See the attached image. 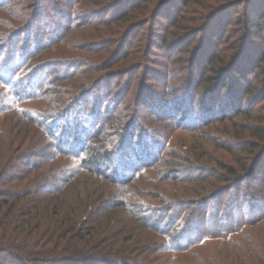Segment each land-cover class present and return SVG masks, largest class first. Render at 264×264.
I'll return each instance as SVG.
<instances>
[{
	"label": "rangeland",
	"instance_id": "obj_1",
	"mask_svg": "<svg viewBox=\"0 0 264 264\" xmlns=\"http://www.w3.org/2000/svg\"><path fill=\"white\" fill-rule=\"evenodd\" d=\"M185 1L149 0L139 3V0H0V5H5L0 6V38H3L0 40L7 39L6 36L10 34L4 54L6 57L10 56L13 49L28 53L41 48V53L34 59L37 63L51 59L66 64L76 61L75 68L61 67L60 71L65 75L59 79L62 84H69L73 94H77V91L81 93L89 82H98L101 87L95 91L101 102L92 94L87 102H80L78 108L69 112L61 124H69L70 129H75L79 124L78 136L83 140L89 134L81 129L89 128L92 121L109 120L104 116L105 108L117 106L113 109V118L101 135V144L105 146L117 139V123L129 125L134 119L137 125L140 124L134 131L135 134L128 138L129 145L112 153L114 157L111 166L117 169L118 175L104 179L92 172L87 177L78 176L80 174L75 171L80 166L75 158L61 154L51 139L35 124L25 120L24 116L9 113L5 117L7 122L0 124V136L3 135V128L9 132H17L18 139L13 137L12 140L15 143L17 140L25 141L26 154L34 155L23 162H14L12 169L6 171L8 174L0 179V188L14 187L13 183L18 180L16 177L22 171L31 169L49 174L61 169L57 177L58 180L64 178V185L70 181L84 185L91 179L95 182L92 187L112 202L105 211L108 214H103L97 222L101 224V231L105 230L101 237L109 236V240L114 243L113 234L121 232L117 242L119 240L120 243L125 238L123 242L134 246L132 256L136 257L139 264H216L218 259L215 257V249L222 247L219 243L224 238L206 239L189 250L171 252L166 248L165 238L143 226L134 215L144 204L171 209L178 200L191 202L199 198L200 194H207L212 190L213 184H225L221 180L217 181V177L209 171L192 179H185L182 173L177 176L172 169L180 168L182 163L195 164L183 159L187 154H204L202 160L205 167L212 169L217 168L216 163L210 160L214 156L237 165L238 157L243 160L253 154L247 150L248 147L257 150L259 145L257 154L264 149V73L259 72V66L264 67V60L258 62V67H253L252 61L254 56L259 60L261 54H264V35L262 38L252 33L249 37L251 44L260 50L245 53L238 64L241 67L248 66L254 72L246 74L245 78L230 74L228 85L220 89L215 81L201 79V75L211 74L210 66L223 70V61H227L230 55L233 58L234 43H242L240 38L247 36L246 24L242 21L243 7L237 6V0H189L184 3ZM256 8L264 13V0H259ZM228 18L233 22L229 24ZM238 20L242 22H237ZM23 27L24 30L20 32ZM210 54L214 56V63L207 60ZM18 57L16 54L12 65H18ZM77 62H82L83 65L78 66ZM0 88V103L5 109L10 108V95L5 87ZM60 88L59 84L57 89ZM181 97L186 103H192L193 108L185 119L183 116L186 115H174L169 106L174 99L177 102ZM236 101L241 104L242 114H235L230 120H217L220 115L216 112L220 111L221 104L228 106L227 103ZM47 103V99H39L27 106L44 110L50 106ZM186 103L182 109L186 108ZM206 106L215 108L211 116L203 119L209 120V123L194 130L177 127L179 120L186 126L189 125L190 118L196 121ZM226 113L234 114L231 107ZM229 137L234 139L229 140ZM153 139L159 143L155 145ZM227 140L234 143L231 151L221 147ZM141 141H144L147 150L156 154L162 148L157 155L147 154L156 165L124 181L120 180V174L131 173L132 166L140 164L136 151L139 146L144 148ZM162 143L167 145L162 147ZM107 164L105 162L103 165ZM125 165L128 167L125 168ZM91 168L97 172L94 166ZM229 191L222 198L223 204L231 202L236 191L240 198L264 196V158L260 161L256 177L245 179L241 186L237 189L232 187ZM215 203L219 204L218 200L212 201V204ZM188 208L187 206L183 210L184 216L189 213ZM109 218L111 221L107 222ZM231 223L232 220L229 219L201 220L192 225L189 234L182 240L214 231L218 225L226 230L231 228ZM87 231L91 237L96 233L92 231V227ZM95 240L89 241L90 246ZM85 242L83 240L80 244L84 247ZM229 260L231 264H236L235 258ZM225 261V264H230L227 259ZM0 264L16 263L0 255Z\"/></svg>",
	"mask_w": 264,
	"mask_h": 264
},
{
	"label": "trees",
	"instance_id": "obj_2",
	"mask_svg": "<svg viewBox=\"0 0 264 264\" xmlns=\"http://www.w3.org/2000/svg\"><path fill=\"white\" fill-rule=\"evenodd\" d=\"M146 1L149 0H139V3ZM188 1L186 0L184 3ZM258 1L237 0V6L243 7L244 18L242 21L246 24L245 30L248 34L240 38L243 41L242 43H234L233 58L231 59L230 55L227 61H223L225 65L223 70L219 71L217 67L210 66L212 73L202 74L201 79L215 81L222 89L228 85L230 74L245 78L246 74L254 72V69L245 65L241 67L238 64L245 53H256L260 50L254 47L249 39L252 33L262 38L264 35V21H262L264 13L261 9L256 8ZM1 4V7H5L3 3ZM242 21L238 20L237 22ZM231 22H233L231 18H228V23ZM172 23L177 24L176 21H172ZM222 28L226 29L224 26ZM23 30L24 27L20 32ZM9 35L3 41H1L3 38H0V87L3 89L5 87L8 91L12 106L5 109L4 105L0 103V124L4 125L7 122L6 118L9 113L13 112L18 116H24L25 120L35 124L44 132V135L51 139L54 147L61 154H67L76 159L80 166L75 171L76 174H80L78 176L87 177L88 173L92 172L94 174L98 173L101 178L109 179L113 175H118L117 169L111 166L114 157L112 153L120 150L124 145H129L128 138L135 134L134 131L140 124L137 125L134 119L132 121L136 125H133V123L129 125H125L123 122L117 123L118 127L115 133L117 139L105 146V144H101V135L109 125L110 119L113 118V109H116L117 106L106 107L104 116H107L109 120L92 121L89 128L83 127L81 130L89 135L82 140L78 136L79 124L75 126V129H70L69 124L63 125L61 122L69 112L76 109V107L78 108L80 102L84 103L92 98V94L101 102L98 93L95 94V91L101 88L98 82H89L85 90L73 94L68 87L69 84H62L59 79L65 75L60 71L61 67L75 68L76 61H70L66 64L60 60L51 59L37 63L34 59L41 53V48L28 53L13 49L10 56L6 57L4 54L10 38ZM210 35L213 34L210 32ZM16 54L19 56V63L18 65H12ZM207 60L209 63H214L215 59L210 54ZM261 60H264V54H261L259 60H256L254 56L252 59L253 67H258L260 65L258 62ZM77 64L78 66L83 65L82 62H77ZM260 71L264 73V67L259 66ZM66 76L69 75L66 74ZM59 84L63 89H57ZM68 91H70L69 94ZM39 99H47V106L50 105L48 109L43 110L27 106L28 103ZM185 103L186 101L181 97L178 98L177 102L174 99L169 106L174 111V115H186L183 116V119H185L193 111L192 103H186V108L182 109L181 107ZM227 105L221 104L220 111L216 112L220 115L217 120H230L233 115L242 114L241 104H237V101L231 104L227 103ZM166 107L168 108V106ZM229 107H231L234 114L226 113ZM168 109L170 110V108ZM204 109L208 112H205ZM204 109L197 116L196 121L191 118L187 119L189 125L186 126L179 120V126L177 127L182 130H194L200 128L203 124L209 123V120L203 119L211 116L215 108L206 106ZM199 120L201 121L199 122ZM248 128L246 127L247 130H249ZM1 133L3 135L0 136V155H2L0 156V179L8 174L6 171L12 169V166L15 165L14 162H23L26 158L34 155L26 154L25 141L17 140L15 143L16 137L17 139L19 137L17 132H9L3 128ZM7 137L9 138L8 141ZM13 137H15V140H12ZM231 139L234 138L229 137V140ZM229 140L224 142L223 145L221 144V147L231 151L234 143ZM157 141L153 139L155 145L159 143ZM141 142L145 148L144 141ZM165 145L162 143V147ZM66 146L69 147L66 148ZM131 147L133 148V145ZM144 148L139 146L138 151H136L140 164L135 163L131 168L133 169L132 172L129 174L119 173L120 180L124 181L156 165V162H153L152 159L151 161L150 156L148 157L147 154L157 155L162 151V148L158 149L157 154ZM252 148L248 147L247 150L252 151L253 154H250V157L243 158V160L238 157L237 165L232 164L229 160L222 161L218 157H210L211 159H209L217 165V168L212 169L205 167L204 160H202L204 154H187L183 159L196 165L180 164V168L172 169L177 176L182 173L185 179L187 177V179H192L209 171L217 177V181L221 180L225 184H220L221 186L213 184L212 190L207 194H200L199 198H193L194 200H191V202L185 199L178 200L172 205L174 208L171 209L144 204L143 208H138L134 218L136 217L141 221L143 226H147L162 235L165 238L164 243L168 251L189 250L194 245L203 243L206 239L222 237L224 239L219 243L222 247L215 249V257L218 259L216 264H225L226 259L231 264L230 258H235L236 264H264V196L240 198L239 192L236 191L231 202L227 205L222 203V198L230 192L229 189L232 187L237 189L245 179L257 176L260 161L264 158V149H261L257 154L256 152L260 146L257 145V150ZM145 157L146 160H144ZM105 162H108L107 166L103 165ZM127 165L130 167L129 163ZM127 165H125V168L128 167ZM91 166H94L97 172L92 171ZM59 170L61 169L50 174L46 171L39 173L32 169L25 170L21 172L20 176L16 177L18 180L13 183L14 187L0 188V255H4L6 259L16 264H94L97 262L100 264H117L116 262H119V264H139L136 257L132 256V253L135 252L134 246H128L126 241L123 242L125 238L120 243L119 240L117 242L121 232L113 234L115 235L114 243L109 240V236L101 237L105 230L101 231V224L97 222L103 214H108L105 211L112 205V202L108 198L105 199V195L103 196L101 192L92 187L95 182L90 179V182L84 185L77 181H70L64 185V178L58 180L57 173ZM107 171L111 173L108 174ZM214 200H218L219 204H212ZM190 203L193 205L190 206ZM187 206L189 207V213L184 216L182 212ZM208 219L211 221L232 220L229 226L231 228L225 230L223 226L218 225L214 228V231H206L200 233L197 237L182 240L189 234L192 225ZM106 221H111V219L109 218ZM89 227H92V231L96 232L95 235L92 234V237L88 234L90 230L87 231ZM222 228L224 230H221ZM232 234L235 235L231 236ZM92 239L93 241L96 240L91 242L90 246L89 241ZM83 240L86 241L84 247L80 244Z\"/></svg>",
	"mask_w": 264,
	"mask_h": 264
}]
</instances>
